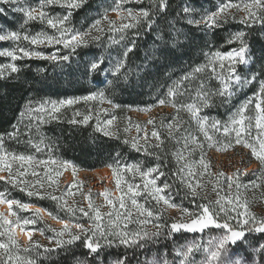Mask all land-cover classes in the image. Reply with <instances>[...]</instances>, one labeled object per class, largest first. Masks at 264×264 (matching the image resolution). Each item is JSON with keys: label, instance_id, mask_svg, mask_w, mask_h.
Instances as JSON below:
<instances>
[{"label": "trees", "instance_id": "obj_1", "mask_svg": "<svg viewBox=\"0 0 264 264\" xmlns=\"http://www.w3.org/2000/svg\"><path fill=\"white\" fill-rule=\"evenodd\" d=\"M227 2L243 5L250 3L251 0H167L168 6L164 11L153 10L152 18L154 23L151 29L144 22H141L137 28H129L124 33H120L111 32L108 22L102 19L107 11L109 19L117 21V24L131 22L129 20L121 21L118 13L111 10L120 3V0H85L79 9L72 10L70 21L66 23L74 30L84 32L89 30L95 20L100 19L101 25L99 27L103 31L97 32L92 29L91 32V36L99 35V40L89 38L87 44L77 47L75 53L66 62L53 63L38 58L17 59L15 63L20 71L0 78V136L4 137V150L9 153L33 155L38 160L55 159L58 164L62 161H68L75 166L77 171L109 168L112 175V168L109 165L116 166L118 163L120 165L140 164L141 169L146 170L159 162L162 164L166 175L156 181L157 185L162 186L164 182L171 185V189H166L163 195L169 196L173 203L182 205L191 212H199L200 210L196 207L197 204L217 199L216 193L212 190L213 184L209 182L214 180V178L207 175L200 178L206 188L203 190L198 189V191L206 195L207 199L197 197L194 201V198L187 194L184 184L181 183L180 176L176 175L177 170L183 167L184 161L178 162L173 153L183 149L184 141L182 137L186 133H192L200 140H203V136L199 133L195 121L190 118V114L186 111L179 112L178 118L182 123L180 128L173 133V137H169L167 130L159 125L161 120H163L164 124H167L177 116L176 109L167 102V89L175 86L177 82H180L179 91L182 93L176 98L177 103L195 102L196 93L200 89L201 82L204 83L206 90L212 92L222 87L221 82L216 78L215 74L211 73L210 68L202 72H195L194 70L201 65L207 64L211 58V53L215 51L227 52L233 48H238V42L228 43L231 35L235 32L244 31L247 34L245 39L249 45V52L246 55L250 57L249 64L237 66V72L242 78L249 77L252 73H258L257 79L243 86L233 82L231 87L233 95L231 98L213 96L212 106L204 108L201 115L208 116L210 120L227 121L245 100L258 91L259 80L264 79V24L257 22L249 27L241 23L239 18L245 16L246 13L243 10L237 11L235 8L229 10H232V14L235 15L236 19L229 17L226 22L221 23L219 26L206 27L203 23L200 25L187 23L188 19L199 20L201 16L216 11L220 5ZM38 4L39 0H18V3L8 4L0 2V8L4 9V13L0 14V33L17 31L22 34L34 35L44 31L49 35L56 34L54 29L39 20L29 21L25 25L24 15L15 11L18 7H38ZM185 6L194 11L190 15L185 14L183 12ZM150 7L149 0H128L122 5L123 10L132 9L134 12L139 11L141 8ZM44 11L51 17L67 14V9L59 5L46 6ZM255 11L258 16H264V10L258 8ZM121 35H123V39H121ZM133 39L135 47L127 53L125 58L124 52ZM17 46L43 51L46 54L55 51L56 48L61 49V54H68L70 51L63 49L61 45L46 47L44 45L34 46L24 40L0 41L2 50H12ZM101 56L104 57L102 68L112 69L118 61L124 60V67L121 69V73L116 74V76H113L111 72L105 74L108 80L113 81L112 85L98 83V81L105 79V75L98 73L85 74L89 63ZM12 62L10 57L0 56V64ZM186 75L189 76V79L182 80ZM125 76H127L126 80ZM99 90L105 91L106 97L111 99L114 104L121 105V107L115 109L106 101L104 103L99 101L85 103L81 101L71 107L61 109L60 113L57 114L58 119L56 120L45 117L47 122L36 120L35 114L30 118L26 113V106L30 101L33 107H37L40 103L77 98ZM159 99H165V104L159 105ZM145 107H151V110L147 113L137 110ZM159 107L165 108L148 118L155 119L157 130L164 141L162 148L159 150L149 148L150 152L155 151L161 157L157 161L156 155H146L143 151H137L131 147L130 143H125L124 141L143 135L142 132L137 133L135 129L134 125L137 122L142 127L146 125L149 133H151L153 127L151 124H146L148 119H140L138 116H134L133 112H137L138 115L149 114ZM101 108H107L109 112L99 111ZM89 109L92 111V119L88 124L69 123L75 111L88 114ZM21 113H25V115L21 116ZM245 114L249 117L255 115L252 105L249 106ZM97 115H99L101 122L111 119L113 115L117 117L112 127V130L117 133L115 136H105L103 132L96 130ZM76 119L79 120L81 117H76ZM125 127H129L131 129L130 132H124ZM13 132H17L16 137L9 139L8 134ZM251 134L253 137L257 134L264 135V133L254 127L251 130ZM41 139L44 141L41 144L42 150L37 152L34 144L40 143ZM151 142L155 143L154 138ZM231 151L235 153L245 151L248 158L259 165V170L255 175L248 174L242 177V183L249 184L253 181L260 183V178L264 176V169H261L259 161L251 156L250 150L240 145L226 151H219L217 147L207 148L205 146L207 158L212 163L211 171H223L229 174L226 168L217 166L214 153H228ZM199 158L200 153L197 151L188 159L197 161ZM49 167L55 169L56 165L49 164ZM15 168L16 165H14V170ZM44 170L43 166H39L36 169L41 176H43ZM61 171L62 175L58 178L59 189L55 192L57 196L63 193L62 180L67 170ZM1 174L8 176L7 171L0 172ZM122 175L129 183L141 185L138 190L142 192V195L136 197L140 203H144L146 207L155 206V202L151 197L143 192V181L139 175L135 176V178L128 172H123ZM25 178L34 180L30 173ZM73 182L77 183V187L72 189L74 195L72 197L65 196V199L74 208L84 207L87 209L85 196L81 195V193H87L86 185L77 180L76 173ZM113 183L116 189L114 175ZM193 183H195V180H193ZM220 187L222 189L220 190V195H227L226 176L220 178ZM45 188H47V184H45ZM32 190L34 189H29V191ZM47 190L52 191L51 188H47ZM116 190L119 196L120 191ZM41 191L43 192L44 189H41ZM0 192L5 193L6 199L41 207L48 215L52 213V215H49L50 219L55 221L69 219L70 214L65 209H62L58 202L47 197L29 196L28 192L24 190L23 184L17 187L0 180ZM262 192H264V188L250 189L247 192L249 200L253 201L250 205L252 211L256 208L255 206L261 205L264 208V201L259 199ZM95 199V196L92 197L95 205L101 206L102 212L110 210L104 201H96ZM160 206L162 207V204ZM127 208L135 211L130 202ZM13 211L17 213L16 215L21 220L29 219L34 214L33 211L21 209L18 205H14ZM121 211L123 212L124 210ZM257 215L262 216V214ZM54 216L57 219H54ZM136 220L137 216L133 214L132 221L127 226L128 230H138L143 227ZM48 222L39 221L34 226L29 225L28 229H33L34 231L43 229V234L51 240L52 245L50 247L56 250L51 253H45L44 249L40 248L38 251L41 255L37 256L36 251L26 253L21 249L18 253L21 257H31L36 260V264H81V262H86V264H113L114 260L126 254L128 264H143L144 260L146 264L148 258L160 253V255L164 254L170 257L171 264H180V259L177 263L174 260L178 256L176 249L180 248L184 238H186L184 237L185 234H172L169 236L167 229H164V235L148 243L143 248L126 249L124 246L114 245L105 247L98 253L92 254L84 247L83 238L72 245L56 247V237L51 236L49 232H53L45 226L46 224L49 225L50 222ZM74 222H82L85 225L91 223L87 217H82L79 212H77ZM171 222V217L165 212V219L161 221L154 220L153 224H170ZM147 227H152V224L147 225ZM6 239V236L0 237V240L6 241ZM33 240L40 243L37 238ZM250 240H254V242L251 243L252 247L248 249V253H252V248L256 247L258 243H264V234H248L247 241ZM20 243L23 244L22 242ZM252 255L255 254L253 253Z\"/></svg>", "mask_w": 264, "mask_h": 264}, {"label": "snow or ice", "instance_id": "obj_2", "mask_svg": "<svg viewBox=\"0 0 264 264\" xmlns=\"http://www.w3.org/2000/svg\"><path fill=\"white\" fill-rule=\"evenodd\" d=\"M0 2L5 4L18 3V0H0ZM84 2L85 0H39L38 7L16 8L15 11L24 15L25 25L29 21L39 20L54 29L56 34L49 35L47 32L41 31L34 35H29L17 31H6L0 33V41L24 40L34 46L44 45L46 47L61 45L63 49L70 51L68 54H61V49L56 48L55 51L46 54L43 51L30 50L19 46L12 50L0 51V56L10 57L13 61L9 64H0V78L20 71L15 63L17 59L38 58L53 63L66 62L75 53L77 47L87 44L89 38L99 40L100 36H91V32L92 29H95L97 32L103 31L99 27L101 25L100 19L95 20L89 30L84 32L74 30L66 23L70 21L72 10L79 9ZM126 2L128 0H120V3L111 10L118 13L121 21L129 20L131 21L130 23L121 22L117 24V21L109 19L107 11L103 15L102 19L108 22L111 32L124 33L129 28H137L141 22H144L151 29L154 23L152 18L153 10L162 12L168 6L167 0H149L150 8H141L139 11L134 12L132 9H127L126 11L122 9V5ZM50 5H59L66 8L67 14L55 17L49 16L44 9ZM232 8L237 9V11L243 10L246 13L245 16L239 18L241 23L249 27L257 22L264 24V16H258L255 11L258 8L264 10V0H251L250 3L243 5L227 2L220 5L216 11L201 16L199 20L188 19L187 23L190 25H200L203 23L206 27L219 26L221 23L226 22L229 17L236 19L235 15L229 12V9ZM193 11V9L187 6L183 8V12L188 15ZM3 13L4 9L0 8V14ZM246 35L244 31L233 33L228 43L238 42V48H233L227 52L215 51L211 53V58L207 64L201 65L194 70L195 72H202L210 68L211 73L215 74L216 78L221 82L222 87L219 90L215 92L206 90L204 83L201 82L200 89L196 93L195 102L177 103L176 98L182 95L179 91L180 82L167 89V102L176 109L177 116L167 124H164L163 120H161L159 126L167 130L169 137H173V133L180 128L182 123L178 118L179 112L186 111L190 114V118L195 121L199 133L203 136V140L198 139L192 133H186L182 137L184 141L183 149L173 153L178 162L184 161L183 167L177 170L176 175L180 176L181 183L184 184L187 194L191 195L194 201L197 197L207 199L206 195L198 191V189L203 190L206 188V185L201 182L200 178L205 175L214 178V180H210L209 182L213 184L212 190L216 193L217 199L197 204L196 207L200 210L199 212H191L188 208L173 203L169 196L163 195L166 189H171V185L167 182H164L162 186L157 185L156 181L166 175L162 164L159 162L146 170H142L140 164L120 165L118 163L116 166L109 165L115 176V186L120 191V195L115 196L107 188L103 192L97 193V195L103 196L104 202L109 206L110 210L102 212L101 206L95 205L92 200L90 191L87 194L81 193L88 200L87 209L84 207L74 208L65 199V196L72 197L74 195L72 189L77 187L76 182L71 183L59 196L55 195V192L59 189L58 178L62 175L61 170H67L71 167L75 175V166L71 165L68 161H62L58 164L55 159L38 160L33 155L6 152L3 147V136H0V172L7 171L8 176L0 175V180L17 187L23 184L24 190L28 192L29 196L47 197L58 202L60 207L70 214L69 219L60 220V223L63 225L60 230L52 228L51 225H45L55 234L56 247L72 245L83 238V245L90 253H98L101 249L114 245L124 246L126 249L143 248L148 243L164 235V229H167V234L171 236L173 233H178L182 230L191 233H202L206 228L214 226L221 230V234L209 240L206 246L201 240H193L176 249L177 255L181 258L180 264H197L194 259L196 252L204 254V258L198 264H264V243H258L256 247L252 248V253L255 254L252 255L248 253V249L252 246L247 241L248 234H264V216L257 215L251 210L250 205L253 201L249 200L247 195L250 189L264 188V176L260 178V183L253 181L249 184H244L242 183V177L248 175V169L246 168H237L231 174H226L223 171L212 172V163L207 158L205 152V146L207 148L217 147L219 151H226L240 145L249 149L251 156L255 157L259 161L261 169H264V135L257 134L253 137L251 134L253 127L264 133V79L259 80L258 91L252 97L245 100L227 121L222 122L219 119L210 120L208 116L201 115L204 108L212 106L213 96L231 98L233 95L231 91L233 82L243 86L257 79L258 73H252L249 77L242 78L237 72L238 65H247L250 62V57L246 55L249 52V45L245 39ZM123 38V35H121V39ZM134 47L135 41L133 39L124 52L125 58L127 57V53L132 51ZM103 64V56L95 58L89 63L85 74L98 73L105 75L111 72L113 76H116V74L121 73V69L124 67V60L118 61L112 69L102 68ZM41 71L43 70L41 69ZM124 78L126 80L127 76ZM188 79V75L182 78V80ZM98 83L112 85L113 81L108 80L105 75V79L98 81ZM81 101L85 103L90 101L104 103L106 101L115 109L121 107V105L114 104L111 99H108L105 91L99 90L89 92V94L77 98L40 103L37 107H33L30 101L26 106V113L30 118L35 114L36 120L47 122L45 117L56 120L58 119L57 114L60 113L61 109L71 107ZM165 102V99L158 100L159 105H164ZM250 105L253 106L255 112V115L252 117L245 114ZM137 110L147 113L151 110V107ZM99 111L108 113L109 109L101 108ZM24 115L25 113H21V116ZM76 117H81V119L78 120ZM91 119V109L88 110V114L75 111L69 123L88 124ZM116 120L117 117L113 115L111 119L101 122L99 115H97L96 130L103 132L105 136H115L117 133L112 130V127ZM146 124L153 125L151 133L147 130L146 125L142 127L137 122L134 125L135 129L137 133L142 132L143 135L133 137L131 140L126 139L124 142L130 143L132 148L137 151H143L146 155H156V159L159 161L161 157L155 151L150 152L149 148L159 150L162 148L164 141L157 130L154 118L148 119ZM130 130L129 127L124 128V132L126 133L130 132ZM16 135L17 132L9 133L8 138H15ZM153 138L155 143L151 142ZM43 143L44 141L41 139L40 143L34 144L37 152L42 150L41 144ZM197 151L200 153L199 160H189L188 158ZM49 164L56 165V168H50ZM14 165H16L15 170ZM39 166H43L45 169L43 176L36 171ZM123 172L131 173L133 178L137 175L142 178L143 192L151 197L155 202V206L146 207L144 203H140L136 199V197L142 195V192L138 190L141 188V185L129 183L124 179ZM29 173L34 180L25 178ZM225 176L228 194L220 195V190H222L220 178ZM193 180H195V183H193ZM45 184L52 191H48L45 188ZM30 188L34 190L29 191ZM41 189H44V191L42 192ZM259 199L264 201V192L261 193ZM129 202L137 213L136 222L143 226L138 230H128L127 228L128 223L132 221L133 215L132 211L127 208ZM4 203L8 205L9 212L7 214L0 213V237H7L6 241L0 240V264H36V260L31 257H21L18 254L21 249L26 253L36 251L37 256L41 255L38 251L40 248H43L45 253H51L56 250L52 247H45L38 241L33 240V230H27L29 225L34 226L38 221H43L44 217L41 209L34 211L33 218L21 220L16 215V212L12 211L13 205H18L19 208L25 210L29 209L31 205L6 199L5 193L0 192V204ZM161 204L163 205L162 207L160 206ZM169 208H179V219L171 218L172 222L170 224H153L154 220L161 221L165 219V212ZM121 210L124 211L122 212ZM77 212L82 214V217H87L91 223L85 225L82 222H74ZM49 215H52V213H49ZM9 216L14 217V219H10ZM53 218L57 219L55 216ZM149 224H152L151 229L147 227ZM39 231L43 235L44 230L40 229ZM21 233L27 236L29 243H20L19 235ZM66 236L67 238H65ZM81 264H86V262H81ZM113 264H128L127 255L125 254L121 258L114 260ZM151 264H170V262L166 258L153 259Z\"/></svg>", "mask_w": 264, "mask_h": 264}, {"label": "rangeland", "instance_id": "obj_3", "mask_svg": "<svg viewBox=\"0 0 264 264\" xmlns=\"http://www.w3.org/2000/svg\"><path fill=\"white\" fill-rule=\"evenodd\" d=\"M229 12L232 13V10H229ZM0 51H4V50H2L0 48ZM164 108L165 107H159V108L151 111L149 114L138 115L137 112H133V113H134V116H138L140 119H148L150 116L155 115L159 111H162ZM214 157H215V163L217 164V166H221V167L226 168L228 170L229 174H231L237 168H239V169H245L246 168V169H248V174H253V175H255L259 170L258 163L250 160L248 158V156L246 155L245 151H240L238 153H235L232 151L228 152V153L215 152ZM91 171H94V170H91ZM91 171H87V170L77 171L76 170L77 180L86 185L85 189H86L87 193L90 191L92 194V197H94V196L96 197V199H95L96 201H100V200L104 201L103 196L97 195L95 193L96 192L101 193L104 191L105 188L109 189L115 196H118V192L115 189L114 183H113V175L109 176L108 174L101 172V171H96V172L95 171L91 172ZM1 175L5 176V174H1ZM73 180H74V174H73L72 168L70 167L67 169L66 173L64 174L63 180H62L63 192L70 185V183L73 182ZM85 202H86V204H88V200L86 198H85ZM255 207L256 208H254L253 211L257 214H262V216H264L263 206L260 205V206H255ZM13 208H14V205L12 207V211H13ZM27 210L34 212V210H31V209H27ZM8 212H9L8 205L7 204H0V213L7 214ZM132 213L137 216L136 211L132 210ZM166 213L171 218L179 219V215H180L179 208H169L166 210ZM9 218L14 219V217H11V216H9ZM31 218H33V217H31ZM52 220L53 219H50V216L44 217V219H43V221H45V222L49 221L50 223L49 222L48 223H49V225L52 226V228L60 230L63 227V225H58L57 222H55V220H53V222H55L53 224ZM38 222H37V224H38ZM151 228L152 227H149V229H151ZM29 230H33V229H29ZM74 231H75V229H74ZM49 234L51 236H55L51 232H49ZM173 234H185L184 237H186V238L183 237L184 240H183L182 245H184L188 242H191L193 240H201L204 243V245L206 246L207 242L209 240H211L213 237L221 234V230L215 228L214 226H210L209 228H206L204 230V232H202V233H200V232L191 233V232H187L185 230H182L181 232L173 233ZM34 238L39 239L40 243L45 247H50L52 245L51 240H49L44 234L41 235V232H39L37 230H35V232H34L33 239ZM19 240L23 244L29 243V241L24 242L20 238H19ZM253 242H254V240L248 241L249 244H251ZM182 245H180V247ZM92 254H96V253H92ZM249 254H253V253L250 252ZM165 258L171 264V258L168 257L167 255H164V254L160 255V253H158L157 255H155L151 258H148L146 260V264H151V261L153 259H165ZM203 258H204V254L202 252H196L194 254V259L197 262V264ZM179 259H181L179 256L174 258L176 263ZM99 264H104V263H99ZM143 264H145V260L143 261Z\"/></svg>", "mask_w": 264, "mask_h": 264}, {"label": "bare ground", "instance_id": "obj_4", "mask_svg": "<svg viewBox=\"0 0 264 264\" xmlns=\"http://www.w3.org/2000/svg\"><path fill=\"white\" fill-rule=\"evenodd\" d=\"M94 171H95V172H96V171H101V172H104V173L108 174L109 176H112V174H111L109 168L97 169V170H94ZM94 171H91V172H94ZM4 204H6V203H4ZM29 209H41V210H42V215H43L44 217H49L48 213H47L44 209H42V208H40V207H37V206L31 205V207H30ZM52 221H53V220H52ZM55 222H57L58 225H62V224L60 223V221H55ZM27 230H29V229H27ZM17 231H19V230H17ZM33 232H35V231L33 230ZM33 235H34V234H33ZM19 238H20L21 240H23L24 242H28L27 236L24 235L23 233H21V234L19 235Z\"/></svg>", "mask_w": 264, "mask_h": 264}, {"label": "water", "instance_id": "obj_5", "mask_svg": "<svg viewBox=\"0 0 264 264\" xmlns=\"http://www.w3.org/2000/svg\"><path fill=\"white\" fill-rule=\"evenodd\" d=\"M38 207H39V206H38ZM40 208H41V207H40ZM31 210H34V211H35L36 209H31ZM52 222H53V221H52ZM54 223H55V222H53V224H54Z\"/></svg>", "mask_w": 264, "mask_h": 264}]
</instances>
